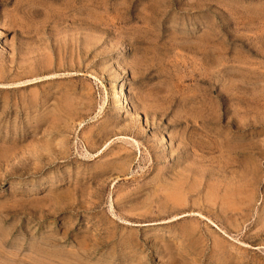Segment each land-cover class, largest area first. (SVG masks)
Returning a JSON list of instances; mask_svg holds the SVG:
<instances>
[{
	"label": "rangeland",
	"instance_id": "obj_1",
	"mask_svg": "<svg viewBox=\"0 0 264 264\" xmlns=\"http://www.w3.org/2000/svg\"><path fill=\"white\" fill-rule=\"evenodd\" d=\"M0 264H264V0H0Z\"/></svg>",
	"mask_w": 264,
	"mask_h": 264
},
{
	"label": "bare ground",
	"instance_id": "obj_2",
	"mask_svg": "<svg viewBox=\"0 0 264 264\" xmlns=\"http://www.w3.org/2000/svg\"><path fill=\"white\" fill-rule=\"evenodd\" d=\"M211 191H212V190H211ZM218 196H219V195H218ZM212 198H213V197H212ZM212 198H211V199H212ZM215 199H216V198H215ZM217 199H218V198H217ZM238 201H239V200H238ZM222 204H223V203H222ZM223 205H224V204H223ZM229 210H230V209H229Z\"/></svg>",
	"mask_w": 264,
	"mask_h": 264
}]
</instances>
